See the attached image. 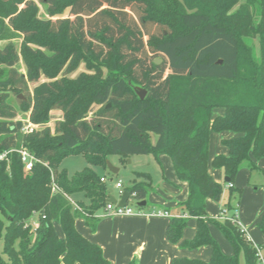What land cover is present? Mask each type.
Masks as SVG:
<instances>
[{"label":"trees","instance_id":"16d2710c","mask_svg":"<svg viewBox=\"0 0 264 264\" xmlns=\"http://www.w3.org/2000/svg\"><path fill=\"white\" fill-rule=\"evenodd\" d=\"M1 41L0 154L22 148L38 162L25 171L15 151L0 162V264H111L75 228L81 217L95 231L107 203L108 189L92 168L107 169L111 155L147 154H166L187 184L167 241L211 249L208 261L171 264H239V252L245 264H261L257 248L264 254V243L251 242L236 207L228 202L212 219L205 206L223 194L207 170L211 132L236 135L221 142L227 155L212 160L230 197L238 170L245 166L250 175L264 159V0H0ZM81 65L85 71L73 76ZM134 87L145 91L143 99ZM10 94L23 98L12 104ZM215 109L224 114L215 117ZM53 110L62 117L50 128ZM18 113L42 128L23 133ZM70 155L87 164L71 177L60 168ZM135 176L124 190L146 202L150 176ZM189 218L195 234L181 241ZM210 224L234 254L220 251ZM258 228L264 236V218Z\"/></svg>","mask_w":264,"mask_h":264},{"label":"rangeland","instance_id":"374dc122","mask_svg":"<svg viewBox=\"0 0 264 264\" xmlns=\"http://www.w3.org/2000/svg\"><path fill=\"white\" fill-rule=\"evenodd\" d=\"M41 13L43 14V9L40 7ZM64 16L67 15V12H64ZM6 41H1L0 46H3ZM14 44L18 46V39L13 40ZM16 69L19 73H24V69L22 68L21 64L16 66ZM85 71L84 67L81 65L76 73L73 75L75 76L77 73ZM41 81H44L41 78ZM33 85L28 86V92H31ZM139 88V87H138ZM23 94H27L26 91H23ZM22 94V95H23ZM22 95H9L8 101L12 104H17L20 99L23 98ZM217 112H221V109H215ZM91 113L89 114V117ZM62 113L58 110H53L50 112V121L47 124L50 128H53L54 123L61 119ZM28 118V113H18L15 120H19L22 124H25ZM42 127L38 128L41 129ZM221 133L211 132L209 135V146H208V156H207V170L213 176L215 180L219 182V184L223 185V194L219 202L212 201L210 199L206 200V213L212 219H217L221 212L225 209V205L229 202L231 206L236 207V215L239 219L241 228L246 232L248 238L252 241L254 245H259L264 241V236L261 230L258 228V223L264 218V159L260 160V167L263 170L259 171H252L249 175V170L243 166L241 167L237 174L235 175L232 181V187L234 190L233 194L230 197V188L227 182H225V175L224 171L221 168H215L212 165V160L216 154H218L219 149H224L220 141ZM163 159H166L168 164L166 163L163 165ZM107 161L115 168L118 169L116 174H112L109 172L108 169H101V168H92L99 176H103L106 178L105 185L108 190H112L113 195H118V190L114 189V186L117 182H120L124 188H129L133 181L136 178L135 173H147L152 181V191L146 198V207L142 210L137 205L138 202L134 199L129 201V206L132 208L134 212L139 210L143 212H151V210H159L164 209L163 201L166 200V191L170 188L169 183L177 182V177L175 175V171L173 169L172 163L169 157L166 154H147V155H133L128 158L122 159L119 156L111 155ZM87 166L84 158L82 155H70L64 158L60 163V168L65 169L68 176L71 177L75 173L81 171L83 168ZM138 181V180H137ZM162 182L165 183V187H163ZM176 192H170V196L173 197ZM179 196V195H178ZM174 199V198H173ZM182 203V202H181ZM180 204V202H179ZM178 204V205H179ZM98 213H102L98 212ZM174 215L179 213V208L173 210ZM100 214L98 216V227L100 223H103L102 228H106V224L110 223V217H104ZM195 220L193 218H189L186 221V225L183 229L181 241L185 240V236L189 235L191 232L190 223L192 222L195 225ZM36 224V218L31 220V225ZM75 225L77 227L78 232L83 236L86 237L88 240L91 239L94 234L97 233L96 231H92L89 226L85 224V220L83 218H79L76 220ZM210 230L213 229L223 241L222 248L228 249L230 254H234V250L222 233L214 226L209 225ZM56 231L59 235H61V231L58 227H56ZM217 242L220 251L221 246L219 242L214 238ZM179 248V244H172ZM183 251L190 252L191 254H197V251H200L199 254L202 258L207 260L210 256V248L209 247H200L197 249L186 250ZM196 251V252H195ZM239 264H245L243 253L239 252L238 254Z\"/></svg>","mask_w":264,"mask_h":264},{"label":"crops","instance_id":"0c3cea01","mask_svg":"<svg viewBox=\"0 0 264 264\" xmlns=\"http://www.w3.org/2000/svg\"><path fill=\"white\" fill-rule=\"evenodd\" d=\"M223 114V110L221 112H217V110L213 111V115L215 117L222 116ZM220 135L221 142L223 140H228L236 137L235 134L228 131L221 132ZM227 153L228 151L224 147V149H219L218 154L216 155L226 156ZM162 161L163 165H165L166 163L168 164L166 159H163ZM255 165L257 167V170H263L262 167H260V160L255 161ZM211 177L213 178L212 175ZM102 178L105 177L102 176ZM213 180L219 183L214 178ZM168 183L170 188L166 191V200L163 201L164 209L157 210L161 212H166L168 214L167 216L151 214V212L155 211L152 209L151 212L142 211V214L138 215L134 214L130 216L110 217V223L106 224L105 229L102 228L103 223H100L99 227L97 224V233L94 234V236L89 239V241L101 248L104 257L111 264H127L128 262L133 260L137 264H171L172 260L175 258L199 259L203 261L209 260L211 256V249L209 258L205 260L201 259L202 257L199 255L201 254L200 251H197V254L193 255L190 252L183 251V248H181L180 246L179 248H177V246L171 245V243L167 241L165 236V230L170 221V216L174 215L173 210L178 209L179 202L181 203L186 200L188 193L187 184L185 182L177 180V182L170 181ZM162 185L163 187H165L164 182H162ZM114 189L118 190L117 196L113 195V193L111 192L112 196H114L115 198H119L121 194L125 191L123 185L121 189L115 188V186ZM173 191L176 192V194L171 197L170 192ZM179 213H176L175 215H178ZM100 214L102 213H98V216ZM190 226L191 232H189V235H187V237L185 236L184 241L192 239L195 234L196 222L195 225L191 222ZM75 228L77 230L76 225ZM208 229L213 239L215 238L219 242L222 253L225 255H231L228 249L222 248L223 241L221 239V236H219L213 229L210 230L209 225ZM263 243L264 241L259 245Z\"/></svg>","mask_w":264,"mask_h":264},{"label":"built area","instance_id":"2783aa9c","mask_svg":"<svg viewBox=\"0 0 264 264\" xmlns=\"http://www.w3.org/2000/svg\"><path fill=\"white\" fill-rule=\"evenodd\" d=\"M42 127L41 125H35V124H32L30 121H29V118H27L25 124H23L22 126V132L23 133H32L36 130H38V128ZM17 152V154L20 155V158H21V162L22 164L24 165V170L25 171H30L33 167V164L35 162H38V160L33 156L31 155L28 151H26L25 149H19V150H10L8 152H4L2 154H0V162L5 160L6 159V156L11 153V152ZM100 182L102 183H105L106 182V179L105 178H102L100 179ZM51 191L53 193H55V191L57 190L56 189V186H55V183L51 177ZM115 188H118V189H121L122 188V184L120 182H117L115 184ZM123 194V193H122ZM121 194V196H122ZM121 196L119 198H116L117 201L121 198ZM131 200V197L129 196L128 200H127V203L124 207H121V206H118V204H112L110 203L109 201H107L104 209L102 210L103 211V214L102 216H106V217H110V216H130V215H134V214H142V211L139 210L137 212H134L132 210V208L129 206V201ZM69 202L71 203L72 207L74 210H77V211H80V208L79 206L75 203L74 200L72 199H69ZM151 214H154V215H164V216H167L168 214L166 212H161V211H154V212H151ZM98 217V216H97ZM256 246V245H255ZM257 258H258V261L261 263V264H264V254L263 252L257 248Z\"/></svg>","mask_w":264,"mask_h":264},{"label":"water","instance_id":"95a60500","mask_svg":"<svg viewBox=\"0 0 264 264\" xmlns=\"http://www.w3.org/2000/svg\"><path fill=\"white\" fill-rule=\"evenodd\" d=\"M154 64L155 65H159L161 63V60L160 59H155L154 61ZM218 63L220 64L221 63V60L218 61ZM134 90L136 91V93L139 95L140 99H143V97L145 96V91L143 89H141L140 87H134ZM106 166H107V169L109 170L110 173L112 174H116L118 172V169L113 167L108 161H106ZM228 179L225 178V182H227ZM112 190H109L108 192V199L107 201H109L110 203L112 204H118V206H121V207H124L127 203V200L129 198V193L127 191H124L121 198L117 201V199L112 196L111 194ZM146 204L145 201H142V202H138V206L139 207H144Z\"/></svg>","mask_w":264,"mask_h":264}]
</instances>
